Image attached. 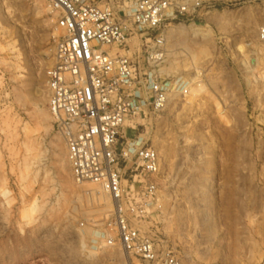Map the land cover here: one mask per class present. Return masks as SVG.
I'll list each match as a JSON object with an SVG mask.
<instances>
[{
    "label": "rangeland",
    "instance_id": "obj_1",
    "mask_svg": "<svg viewBox=\"0 0 264 264\" xmlns=\"http://www.w3.org/2000/svg\"><path fill=\"white\" fill-rule=\"evenodd\" d=\"M184 1L201 6L166 22L157 71L190 92L171 94L132 133L161 165L141 226L180 264H264V0ZM55 19L46 0H0V264H130L93 243L110 199L73 180L54 130L45 74Z\"/></svg>",
    "mask_w": 264,
    "mask_h": 264
},
{
    "label": "built area",
    "instance_id": "obj_2",
    "mask_svg": "<svg viewBox=\"0 0 264 264\" xmlns=\"http://www.w3.org/2000/svg\"><path fill=\"white\" fill-rule=\"evenodd\" d=\"M56 16L53 58L46 69L48 108L67 150L73 180L93 184L112 211L97 225V247L120 248L130 264H180L141 224L159 200L158 152L139 121L163 111L171 94L187 96V81H167L166 22L200 2L184 0H46ZM256 58L264 63V24Z\"/></svg>",
    "mask_w": 264,
    "mask_h": 264
},
{
    "label": "bare ground",
    "instance_id": "obj_3",
    "mask_svg": "<svg viewBox=\"0 0 264 264\" xmlns=\"http://www.w3.org/2000/svg\"><path fill=\"white\" fill-rule=\"evenodd\" d=\"M194 27H195V26H194V25H192V26L190 27V29H194ZM166 59H167V58H166ZM166 59H165V61H166ZM165 61H164V63H165ZM164 63H163V64H164ZM110 204L112 205V203H111V202H110ZM112 207H113V206H112Z\"/></svg>",
    "mask_w": 264,
    "mask_h": 264
}]
</instances>
